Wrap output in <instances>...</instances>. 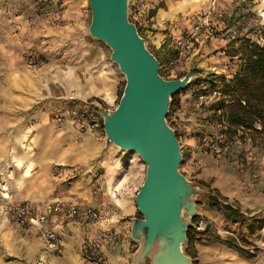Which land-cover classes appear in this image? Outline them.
Here are the masks:
<instances>
[{
  "label": "rangeland",
  "instance_id": "rangeland-1",
  "mask_svg": "<svg viewBox=\"0 0 264 264\" xmlns=\"http://www.w3.org/2000/svg\"><path fill=\"white\" fill-rule=\"evenodd\" d=\"M213 8L222 13V18L215 14L209 16L211 36L193 51L179 54L174 41L186 39L191 27ZM128 16L137 26L148 50L161 61L159 70L164 80H175L186 74L193 77L189 89L176 97L178 105L167 120L178 136L182 154L179 172L196 186L218 193L225 200L223 203L232 205L245 216L244 222L234 223L204 204L197 205L195 226L201 221L202 229L193 228L198 232L207 230V237L198 235L200 240L190 249L195 263L264 264V133L239 130L230 141L221 136L220 128L209 123L208 111L209 105L218 98V88L210 90L205 82L209 75L224 76L226 80L234 77L241 65L238 52L245 40L264 45V0H129ZM89 24V0H0V132L14 125L42 124L62 128L69 123L80 134L90 133L99 140L104 139L101 113L95 103L101 102L107 109L117 106L125 84L118 70L121 81L117 99L109 108L94 97L60 98L55 79L49 85L43 83L47 73H58L57 68L61 65L74 64L78 60L75 43L70 40L83 39L110 53L102 42L90 38ZM68 111L83 114L91 125L96 126L91 131L80 132L68 119L58 125L55 116ZM40 117H43L41 122ZM9 148L13 149L12 146ZM120 152L140 165L142 182L145 176L143 162L133 153ZM18 170L12 165L6 168L3 185L7 184V191L3 193L4 198L0 194L5 203L29 201L46 205L62 201L78 206L71 198L64 197L66 188L59 185L60 180L58 182L56 178L52 185L39 186L43 197L35 199L28 188L23 196L14 197L13 186L19 182L18 187L24 189L27 184L21 180ZM204 196H199L198 201H205ZM2 205L4 203L0 202L3 215ZM95 210L101 214L99 221L107 217L101 210ZM135 217H139L138 213ZM248 224L256 231L249 238L255 246L248 250L254 256L251 259L204 240L212 235H218L222 240L239 239L246 235ZM18 232L22 238L28 237L24 231ZM30 243L34 244V241ZM137 248L133 243L131 251L134 253ZM185 248L184 244L183 251ZM11 257H4L7 264H14ZM0 264L3 263L0 261Z\"/></svg>",
  "mask_w": 264,
  "mask_h": 264
},
{
  "label": "crops",
  "instance_id": "crops-1",
  "mask_svg": "<svg viewBox=\"0 0 264 264\" xmlns=\"http://www.w3.org/2000/svg\"><path fill=\"white\" fill-rule=\"evenodd\" d=\"M70 41L75 43L78 60L74 64L61 65L57 68L58 73H47L44 85L55 79L60 98L94 97L109 108L117 99L121 81L118 69L109 60L110 53L83 39ZM39 119L41 122L43 117ZM0 135L1 195L7 191V184L3 185L6 168L12 165L13 169L19 168L17 173L27 183L24 189L18 187L19 182L13 186L14 197L23 196L27 188L35 199L43 197L39 186L52 185L56 178L58 182L60 180L59 185L66 188L64 197L74 200L80 210L98 209L107 215L102 221L86 225L77 219L63 223L58 215H52L44 224L36 222L21 229L4 211L6 205L18 203H5L0 198L4 203L3 215L0 206V261L3 264H7L6 255L13 256L14 264L17 259L18 264H133L136 252L131 251L129 221L137 213L134 197L143 182L137 162L130 161L128 155L113 145L105 144L104 139L99 140L90 133H78L69 123L62 128L42 124L14 125L2 129ZM43 190L45 192L46 188ZM31 206L39 214L45 203L31 202ZM18 229L28 237L19 236ZM48 232L60 233L55 250L45 243L44 235ZM102 238L107 241L102 242ZM36 253L39 256L36 257ZM100 257L102 261L98 259Z\"/></svg>",
  "mask_w": 264,
  "mask_h": 264
},
{
  "label": "water",
  "instance_id": "water-1",
  "mask_svg": "<svg viewBox=\"0 0 264 264\" xmlns=\"http://www.w3.org/2000/svg\"><path fill=\"white\" fill-rule=\"evenodd\" d=\"M128 2L89 0L88 35L110 50L109 60L125 80L114 109L95 103L104 143L137 155L145 165L134 197L139 217L130 218L129 237L138 246L133 264H192L183 245L198 197L212 194L179 172L182 154L166 117L172 96L186 91L193 77L164 80L159 75L158 60L129 20Z\"/></svg>",
  "mask_w": 264,
  "mask_h": 264
},
{
  "label": "trees",
  "instance_id": "trees-1",
  "mask_svg": "<svg viewBox=\"0 0 264 264\" xmlns=\"http://www.w3.org/2000/svg\"><path fill=\"white\" fill-rule=\"evenodd\" d=\"M262 28L264 30V27ZM238 53L241 65L232 79L226 80L224 76L209 75L205 80L210 90L218 88V98L208 108L210 112L209 123L220 128V135L227 141L237 136L239 130H246L252 132V134L264 133V45H259L247 39L242 43ZM157 60L159 67H161V61ZM159 75L163 78L160 70ZM181 77L183 76H179L177 79ZM182 92L172 96L166 120L174 112L175 107L178 105L176 97ZM101 104L103 105V103ZM175 135L178 138L176 132ZM208 191L212 195L204 196L205 201H198L197 205L204 204L210 210L221 213L225 219L231 222H244L245 216L237 208L223 203L225 200L213 190L209 189ZM197 220V216L191 220L192 227L187 231V242L184 250L185 255L191 258L192 264H196L194 255L190 252L193 243L200 240L198 235L207 237V230L202 232L194 230L193 225ZM255 233L256 231L248 224L246 235H241L239 239L222 240L218 235H212L210 239L204 240L223 245L247 259H251L254 256L248 250L254 249L255 246L249 238Z\"/></svg>",
  "mask_w": 264,
  "mask_h": 264
},
{
  "label": "built area",
  "instance_id": "built-area-1",
  "mask_svg": "<svg viewBox=\"0 0 264 264\" xmlns=\"http://www.w3.org/2000/svg\"><path fill=\"white\" fill-rule=\"evenodd\" d=\"M46 1V0H44ZM215 14L216 17L222 18V13L215 8L211 9L208 15L204 19H199L190 29L186 39L178 38L174 41L175 49L179 51V54H184L194 50L195 46L201 45L205 39L211 36L209 27V16ZM55 122L60 125L65 119H68L76 125L77 129L82 131H91L94 126L91 125L84 117L83 114H78L77 111H68L66 114H58L55 116ZM4 194H2V197ZM4 198V197H3ZM6 199V198H5ZM8 199V198H7ZM6 199V200H7ZM4 211L8 215V218L17 223L21 227H27L32 223H46L48 217L52 215H58L59 219L63 223L71 222L77 219L82 224H90L98 222L101 219V214L92 209L80 210L79 207L73 203H66L62 201H56L54 203H48L44 206L41 213L36 214L29 201H22L16 205H6ZM194 228L202 229V222ZM60 233L48 232L44 235V240L49 249H57ZM107 238L102 242H106ZM100 261L102 258H98Z\"/></svg>",
  "mask_w": 264,
  "mask_h": 264
},
{
  "label": "bare ground",
  "instance_id": "bare-ground-1",
  "mask_svg": "<svg viewBox=\"0 0 264 264\" xmlns=\"http://www.w3.org/2000/svg\"><path fill=\"white\" fill-rule=\"evenodd\" d=\"M136 258V257H135Z\"/></svg>",
  "mask_w": 264,
  "mask_h": 264
}]
</instances>
